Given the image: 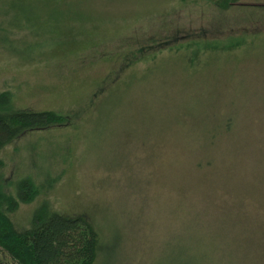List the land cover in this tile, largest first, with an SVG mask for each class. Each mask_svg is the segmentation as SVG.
Here are the masks:
<instances>
[{
    "label": "rangeland",
    "instance_id": "obj_1",
    "mask_svg": "<svg viewBox=\"0 0 264 264\" xmlns=\"http://www.w3.org/2000/svg\"><path fill=\"white\" fill-rule=\"evenodd\" d=\"M245 5L252 8L222 10L205 0H0V93L10 94L8 107L69 117L0 149V190L16 196L25 178L35 190L8 214L14 229L30 228L47 203L97 227L106 247L95 264H264V64L216 89L213 69L187 78L179 59L167 56L193 38L242 42L264 32V8H257L264 0ZM73 41L89 48L61 54ZM152 55L164 61L141 80ZM118 77L119 93L108 102L98 87ZM228 91L251 108L240 120L250 147L238 169L222 168L220 156L215 171L197 167L191 142L167 140L168 119L177 107L198 105L200 93L212 110ZM189 208L201 227L194 247L171 249L183 229L192 231L183 223Z\"/></svg>",
    "mask_w": 264,
    "mask_h": 264
},
{
    "label": "trees",
    "instance_id": "obj_2",
    "mask_svg": "<svg viewBox=\"0 0 264 264\" xmlns=\"http://www.w3.org/2000/svg\"><path fill=\"white\" fill-rule=\"evenodd\" d=\"M205 1L222 10L252 8L249 5L241 6L242 0ZM257 8H264V5ZM2 32L0 26V39ZM237 39L240 38L233 36L213 40L193 38L176 45L177 52L167 56L168 58L175 56L179 59L180 71L187 78L200 76L205 69V72L213 69L216 89L224 85L231 86L242 81L238 78L241 71L251 66L259 69L264 64V32L246 35L242 38V42L236 41ZM81 46L83 47L80 48ZM86 46L73 41L70 47L61 49L64 50L61 54L79 56L84 49L89 48ZM157 57L156 55L147 57L153 61V64L139 79L147 78L148 72L164 61V58L157 61ZM126 68L136 71L134 64H127ZM218 72L222 73L218 75ZM119 77L110 85L107 84L108 88L98 87L102 96L107 94L108 102L112 93H119L117 90ZM203 84L198 83L201 86ZM199 96L200 100L195 99L198 105L188 108L177 107L176 115L173 119H168L167 140L174 138L180 147L184 143L191 142L187 145L191 148L189 151L191 156L196 157L193 164L197 167L207 164L211 167L209 169L215 171L217 169L215 163L220 156L222 168L229 162L231 165L228 166L233 167V170L238 169V164L242 163L240 157L250 147L248 132H243L240 128L245 122L240 120L243 114L246 115V119L249 117L251 108L239 105L236 101L237 96L228 91L220 100L217 99V106L211 105L213 109L208 111L207 101H203L204 94L200 93ZM9 102L10 94L0 93V149L24 131L45 129L69 121L67 115L53 110H11L8 107ZM190 131L195 134V139H189ZM202 152L204 154H201ZM198 154H201L199 158H197ZM237 156L239 161H235ZM34 196L35 190L28 178L17 183L16 196L0 190V264H95L98 255L106 246L97 227L84 217L63 215L59 211L50 209L46 203L33 213L30 228L14 229L8 214L15 212L20 203L32 201ZM191 210L190 208L188 211L185 210L183 223L189 222L193 225L192 231L190 227L183 229L182 237L176 242L169 243V248L186 251L194 247L192 242L194 233L201 227L199 220L194 222L189 220L193 218V216L188 218ZM199 245L196 242V246Z\"/></svg>",
    "mask_w": 264,
    "mask_h": 264
}]
</instances>
